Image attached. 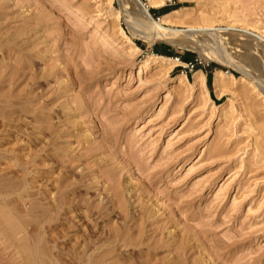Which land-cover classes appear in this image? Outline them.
Returning <instances> with one entry per match:
<instances>
[{
	"label": "rangeland",
	"instance_id": "rangeland-1",
	"mask_svg": "<svg viewBox=\"0 0 264 264\" xmlns=\"http://www.w3.org/2000/svg\"><path fill=\"white\" fill-rule=\"evenodd\" d=\"M123 6L0 0V151L14 147L21 162L32 157L29 147L51 154L36 159L38 177H26L36 197L49 194L47 179L80 189L86 208L66 204L75 226H59L72 247L118 226L142 242V252L114 246L100 264H264V95L250 80L214 86L216 69L241 76L236 62L247 42L218 30L233 61H210L189 46L135 37ZM168 6L186 10L173 22L179 29L212 18L226 27L233 15L237 25L264 30V0H165ZM150 12L161 16L159 8ZM187 30L190 39L198 34ZM156 45L184 64L140 72ZM196 60L206 89L184 68ZM184 73L187 82L178 78ZM0 179L17 183L25 173L0 159ZM15 203L19 212L30 206ZM7 234L0 225V264H30L23 242L15 249ZM123 254L129 258L120 261Z\"/></svg>",
	"mask_w": 264,
	"mask_h": 264
},
{
	"label": "bare ground",
	"instance_id": "bare-ground-1",
	"mask_svg": "<svg viewBox=\"0 0 264 264\" xmlns=\"http://www.w3.org/2000/svg\"><path fill=\"white\" fill-rule=\"evenodd\" d=\"M122 5L125 6H123V8H125L126 11L125 17L127 26L135 37L145 39L150 43H154L157 39H165L169 40L170 43L177 47L187 46L188 48L189 46V48L191 47L199 52L201 57L210 61L214 60L220 63L222 62V64L225 63L224 65L233 61V56H230V53H225L223 41L218 35V30L236 32L239 38L238 41L241 40L242 42L248 43L244 44L246 56H244L241 61L237 60L236 62V67L241 72V76L237 77L232 73L216 69L214 80L215 90L218 92L221 90L222 86L228 87L232 85L231 82L234 81H240L245 84L250 80L254 83L253 90H258L259 93L264 95L263 28L251 27L249 23L237 25L234 16L229 15L232 20L226 27H215L212 21L214 20L213 18L212 20H208L204 25H201L202 23L200 25H190L189 30H185L195 35L196 33L198 34L197 36L191 35V39L189 37L190 35H185V39L183 36L186 33L183 34V32L186 31L176 28L173 23L175 19L184 20L186 17V10L184 8H178L158 18H154L150 12V8L163 7L165 5V0H122ZM122 32L124 38L134 46V49L140 50L134 41L124 31ZM239 59L241 58L239 57ZM167 64L182 65L184 62L177 60L176 57L153 54L149 56V58L141 61L138 64V69L141 72L148 67L166 66ZM194 77L196 80L194 83H199L201 84L199 86L203 85L204 88L207 87V75L203 70L200 69L195 71ZM178 78L185 81L184 79H186L187 76L185 73L178 74ZM187 81L186 79V82ZM8 105L9 104H6V106ZM2 139L3 137L0 136V148H3V144H5L1 142ZM6 143H12V141L8 140ZM15 151L14 147L12 150L6 149L0 151V159L8 160L9 164L12 166L22 167L25 173V180L12 183L0 179V225L5 226L8 232L7 235L12 237V241L10 242L12 246L16 245L15 241H18V243L19 241L20 243L21 241L23 242L21 243L23 246H21L20 249L29 256V261H33L35 264H100L112 254L113 247L118 244L126 248L127 252H134L135 249H137L136 251L138 252H142V242L140 239L131 237L132 234L128 233L124 226L109 229V231H106L105 237L96 235L84 236L80 246L76 248L69 245L67 235L64 234L61 229L59 230V226L64 223L72 227L75 226V222L73 221L72 223L66 216V204H77L80 210L86 208L85 205H82L84 202L81 200L82 193L80 189L72 187V190H62L68 187V185L63 187V180L51 182L50 179H47L46 188L49 194H45L46 196L43 199L34 196L27 189L31 182H28L26 177H29V180H31L33 175L37 176L39 163H37L36 159L42 158L43 161H46L49 157V153L44 150L47 154L42 155L40 151H33L29 147L27 151L32 152L33 158L29 157L26 161L21 162L19 158L13 154L16 153ZM120 193L121 192L118 193V196H121ZM16 201L24 202L25 205L30 204V206L26 211L19 212V208L16 210L14 209V207L17 206H15V204H17L15 203ZM44 204L48 205L44 207ZM60 213L64 215V217L62 216L64 218L63 220L57 218V215H61ZM102 218H105V216H102ZM48 231L55 233L57 237L52 238L50 237L51 235H49L47 240L46 234ZM113 231L115 232L114 234ZM87 232L89 233L90 230ZM45 242H47V244ZM48 244H51L52 247L50 245L47 247ZM18 247L19 246L16 245L15 249H19ZM127 258H129V256L123 254V257H120V261H125ZM28 259L26 263L32 264L33 262H29ZM144 263L146 264V262ZM144 263L135 262L131 264Z\"/></svg>",
	"mask_w": 264,
	"mask_h": 264
},
{
	"label": "trees",
	"instance_id": "trees-1",
	"mask_svg": "<svg viewBox=\"0 0 264 264\" xmlns=\"http://www.w3.org/2000/svg\"><path fill=\"white\" fill-rule=\"evenodd\" d=\"M179 6H168V7H162V8H159V14L160 15H163V14H166L172 10H175V9H178ZM160 48H162L160 50ZM154 51L159 54V55H166V56H173L174 53L173 51H171L169 48L167 47H164V46H158L156 45L155 48H154Z\"/></svg>",
	"mask_w": 264,
	"mask_h": 264
},
{
	"label": "built area",
	"instance_id": "built-area-1",
	"mask_svg": "<svg viewBox=\"0 0 264 264\" xmlns=\"http://www.w3.org/2000/svg\"><path fill=\"white\" fill-rule=\"evenodd\" d=\"M177 60H182L183 58L181 56H177L176 57ZM199 64H202L201 62H198L197 60L195 62H186V65L184 66V68L186 69V73L187 74H194V72L199 69Z\"/></svg>",
	"mask_w": 264,
	"mask_h": 264
},
{
	"label": "crops",
	"instance_id": "crops-1",
	"mask_svg": "<svg viewBox=\"0 0 264 264\" xmlns=\"http://www.w3.org/2000/svg\"><path fill=\"white\" fill-rule=\"evenodd\" d=\"M162 48H160V50H161ZM163 50V49H162Z\"/></svg>",
	"mask_w": 264,
	"mask_h": 264
}]
</instances>
